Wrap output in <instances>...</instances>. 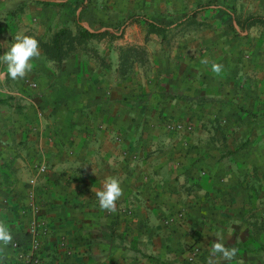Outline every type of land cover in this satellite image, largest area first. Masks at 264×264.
Segmentation results:
<instances>
[{
  "label": "crops",
  "instance_id": "crops-1",
  "mask_svg": "<svg viewBox=\"0 0 264 264\" xmlns=\"http://www.w3.org/2000/svg\"><path fill=\"white\" fill-rule=\"evenodd\" d=\"M123 28L101 46L106 63L83 52L48 62L40 51L17 80L0 64V222L13 235L0 264H264V175L248 150L255 114L239 109L255 96L212 66L172 60L165 34L142 21ZM148 36L151 72L120 76L121 52ZM108 178L123 189L115 212L95 196ZM215 232L238 249L232 261L212 255Z\"/></svg>",
  "mask_w": 264,
  "mask_h": 264
},
{
  "label": "rangeland",
  "instance_id": "rangeland-1",
  "mask_svg": "<svg viewBox=\"0 0 264 264\" xmlns=\"http://www.w3.org/2000/svg\"><path fill=\"white\" fill-rule=\"evenodd\" d=\"M170 7L172 9L166 12L160 11V4L153 0H66L56 5H52L51 0H0V55L7 51L16 35L23 34L39 41L42 57L48 62H61L83 52L92 55L100 64L106 63L107 56L102 54L101 46L114 39L108 32L120 33L131 14L167 16L170 19L167 18L164 25L170 29L163 42L166 45L164 53L169 58L189 61L203 69L221 59L222 66L228 64V68H223L219 75L226 80L232 79L239 94L252 91L255 97L249 105L243 104L239 109L242 111L246 106L250 115L251 112L255 114L254 130L249 137L252 148L248 150L250 157L257 161L253 169L255 175H264V101L257 93L259 90L264 93V24L244 29L234 21V18L245 21L251 15H264V0H173ZM198 7L203 9L184 20L186 14ZM86 27L106 33L98 37L83 36L82 29ZM62 30L67 34L60 43L63 53L58 54L55 38ZM158 33L161 39L162 34ZM147 41L145 46L130 47L121 52L120 76H130L138 66L146 73L151 72L153 42L149 43V36ZM203 60L208 63H202ZM209 75L212 80L216 77L213 73ZM10 103L19 113L27 107L21 100Z\"/></svg>",
  "mask_w": 264,
  "mask_h": 264
},
{
  "label": "clouds",
  "instance_id": "clouds-1",
  "mask_svg": "<svg viewBox=\"0 0 264 264\" xmlns=\"http://www.w3.org/2000/svg\"><path fill=\"white\" fill-rule=\"evenodd\" d=\"M40 56L39 41L30 35L18 34L14 37L10 47L0 55V64L6 66L7 75L12 80L25 77L26 73L33 68V59ZM202 63L207 64V60ZM212 71L216 74L222 72V65L213 64ZM123 194L121 181L117 178H108L102 187V190L95 193L102 210L109 212L116 211V202ZM216 240L211 243V253L213 256L220 255L226 261H232L238 254L236 247H228L224 242V234L215 232ZM13 240V235L7 223L0 222V248L7 247ZM208 264H216L212 259Z\"/></svg>",
  "mask_w": 264,
  "mask_h": 264
},
{
  "label": "trees",
  "instance_id": "trees-1",
  "mask_svg": "<svg viewBox=\"0 0 264 264\" xmlns=\"http://www.w3.org/2000/svg\"><path fill=\"white\" fill-rule=\"evenodd\" d=\"M203 8L202 7H198L195 10H193L192 12L186 14L184 16V20L191 17V16H195L197 15L198 12H200ZM229 14L234 15L232 12L228 11ZM138 21H142L145 25L148 26V28L151 31H156V32H160L162 34H165L166 31L168 29H170V26H166V25H162L159 24L153 20H151L150 18L142 15V14H133L130 15L124 22L123 26L126 25V23H131V22H138ZM236 22L238 25L242 26L244 29H248L249 27H252L256 24H264V15H251L248 18H246L245 21H241L239 19H236ZM82 34L81 35H88V36H103L106 32H102V33H96V32H91L86 28L82 29ZM67 34L66 30H62L60 31L56 38H55V50L57 51L58 54L63 53L61 51V39H63L62 37L65 36Z\"/></svg>",
  "mask_w": 264,
  "mask_h": 264
},
{
  "label": "built area",
  "instance_id": "built-area-1",
  "mask_svg": "<svg viewBox=\"0 0 264 264\" xmlns=\"http://www.w3.org/2000/svg\"><path fill=\"white\" fill-rule=\"evenodd\" d=\"M47 172V167L45 165H40L38 166V173H46ZM38 176L35 175L33 178L30 180V184L32 186H35L37 184ZM34 196V193L32 192V197ZM16 245V243H15Z\"/></svg>",
  "mask_w": 264,
  "mask_h": 264
}]
</instances>
